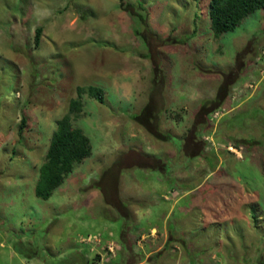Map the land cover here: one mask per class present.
I'll return each mask as SVG.
<instances>
[{"label": "rangeland", "instance_id": "rangeland-1", "mask_svg": "<svg viewBox=\"0 0 264 264\" xmlns=\"http://www.w3.org/2000/svg\"><path fill=\"white\" fill-rule=\"evenodd\" d=\"M210 1L0 0V250L11 255L0 264L37 258L86 264L79 240L101 243V234L75 236L80 246L72 250L61 235L65 219L54 221V198L37 197L35 186L56 121L77 86L105 80L107 104L85 95V115L74 122L95 142V153L82 175L74 168L68 178L85 176L81 190L93 192L112 176L126 207L156 204L160 219L168 209L188 239L165 248L166 231H150L137 250L126 252L127 264H264V9L216 39ZM37 27L43 28L38 47ZM131 71L141 75L124 80L141 91L137 102L125 89L118 99L113 87L115 75ZM227 76L235 80L227 98L198 121L201 103L216 97ZM151 93L162 106L156 123L181 139L172 137L175 144L132 120ZM132 146L138 152L131 153ZM91 199L89 193L81 199L88 213L116 215L103 196ZM151 241L156 251L162 246L161 259L156 251L147 257ZM116 246H107L112 257Z\"/></svg>", "mask_w": 264, "mask_h": 264}, {"label": "crops", "instance_id": "crops-1", "mask_svg": "<svg viewBox=\"0 0 264 264\" xmlns=\"http://www.w3.org/2000/svg\"><path fill=\"white\" fill-rule=\"evenodd\" d=\"M124 76L126 77L125 79L123 78ZM124 76L122 77V76L115 75L114 78L112 79V81L114 83L113 87H115V89L117 90V91L116 90L115 91L118 92V94H119L117 96V98L121 99L123 101V98L120 97L119 91H120V89H125V91L127 93V97L134 98V101L137 102L138 96H140L139 93L141 91L136 92L138 87L136 88V90H133V86L124 80H127L129 76H132V78H134L136 80V76H137V78H139L141 75L140 74L135 75L134 71H131V74L129 72ZM105 82H106V80L101 81L100 82L101 84H99V85H100V87L105 89L106 94H107L108 92L106 90V86H105L106 83ZM129 87H131L130 90H129ZM162 91L164 92L163 89H162ZM129 93H130V95H128ZM134 93H137V94H134ZM154 98H155V95L152 93H151V95H148L147 98H144L143 102H142V106H140L141 110L139 112H135L133 114L140 113L147 105H150V106H152V109H153L152 111H153V114L156 116V121H157L162 116V115L161 116L157 115V109L162 108V106L161 105L157 106ZM203 104L204 103H201L200 108L197 112V115H198ZM132 120H134V119L132 118ZM134 121L137 122L136 120H134ZM138 124H140V123H138ZM140 125L143 126L142 124H140ZM144 128L146 129V127H144ZM84 132H85V130H84ZM147 132H149V131L147 130ZM149 134H151V133L149 132ZM87 135L89 136V134H87ZM107 136H108V133H107V131H105L103 139H106V140L109 139V138H107ZM170 136L171 137L168 140H172V137L179 138V137L173 136L171 134H170ZM89 138H90V136H89ZM90 140H91L92 146H93V153H95V142H93L91 138H90ZM113 140H114V138H113ZM174 144H175V142H174ZM102 148H103V150L105 148L103 143H101V146H100V149H102ZM133 148H134V146H132L130 148L131 153L138 152L137 149H133ZM93 153H92V155H93ZM89 158L90 157L86 158L82 163H79L75 166V168H76L75 171H77V173L80 172L81 175L84 173V170H85L84 164H85V162H87L86 160ZM135 164H136V159L134 160V165ZM78 165H80V166H78ZM137 166L140 168L142 167L139 165H137ZM75 171H74V173H75ZM114 176L116 177V175H114ZM84 177L81 178V176H78L76 178V180L78 182L74 181L75 179H72V177L71 178L67 177L68 179L67 178L65 179L63 184L55 190L54 194L51 197L54 198L53 200L55 203L53 210H55L57 208L59 209V213L55 214L54 221H57L59 219H65L64 222H66V223L63 226L64 230L62 229L61 235H62V238L67 239L68 243L71 242L72 247H73L72 250H74L80 246V245H78V246L75 245V243H74L75 236H77V238L80 239V237L82 235L84 236L86 234H94V235L95 234H101V243H99V244H97L96 242L95 243H87V242H83V241L79 240V242L82 244V247H79L78 251H84V259L86 260V264H90V258L95 256V255H97L96 257L98 258V262L96 264H127L126 252L131 253L134 248L135 249H136V247L139 248L138 242H140V236L143 237V235L144 236L148 235V234H150V231H151V233L154 232L151 234L152 236L155 235L156 233H158L159 231H164V232L166 231L167 238H166V243L164 246L165 248L173 247L172 246L173 243H174V246H177L178 243L181 244V243L187 242L188 239H186L185 236L179 234L178 230H177L178 227H177L176 222L179 221L180 218L179 217L178 218L177 217L171 218L172 213L168 212V209L166 210V212H165V209H163L164 214H162L163 217H161V219L159 217V213H160L159 208H158L159 206L157 207L156 204H152V203H145V202L137 203V205H139L141 210L135 211V210L131 209V204H132V202H131L130 206L127 207V209H125L126 211H124V212L120 211L114 205V203H119L120 200L123 201L121 199V197H119L117 195V192L119 193V191H118L119 187L117 186L118 180H116L114 178V181H113V180H111L112 176H110L109 180L106 181L105 179H103V182L101 181L102 183L97 184V186L99 187V188H97V190H95L93 192H87V191L81 190V189H84V187L87 186L86 183H88V179H86V177L85 178ZM80 178H81V181H80ZM84 179H86V180H84ZM151 180L153 183L157 182V180H154V179H151ZM80 186H84V187H80ZM86 193L91 194V196H92L91 201L92 202H95V201L97 202V200H99L100 197L102 199V196H103L105 202H107L112 207H114L115 211L118 209L117 212L115 213L116 215L109 214L104 219H100V218H97L93 212H92L93 214L88 213L86 211V209L83 208V206H85V205L90 206V205L87 203H83L81 201V199H83V195ZM106 197L109 199L108 201L106 200ZM107 203H106V205H107ZM99 206H103V204H101ZM155 210H156V212H155ZM17 218H18L19 222H22L25 217L22 214V215H18ZM126 219L128 221H126ZM51 220L52 219L49 218V221L45 222V225H46V223H50ZM75 227L77 229H74ZM124 230H126L125 232L127 233L126 238L131 241L130 245L127 243L126 238L122 237V232H124ZM162 235H164V234L162 233ZM72 239H73V241H72ZM110 243H112V244L114 243L117 245L116 246V248H117L116 249L117 250L116 256H114V257H112L111 252L109 251V249H107V246ZM154 246H155L154 241H151V243H149L147 245L148 251H149V254H147V257L150 256V254L155 253L156 250H154V248H155ZM0 247L2 248V242H0ZM161 248H162V246H160V249L156 251L159 254L160 259L163 257V254H161L162 253ZM105 253H107L108 255ZM141 254L143 255L142 251H141ZM1 259L5 262L6 261L10 262L11 261V255L8 254L6 251L0 250V260ZM22 260H24V262H26L25 259H22ZM141 261H143V259ZM35 262H37L35 264H40V263L44 264L43 260H40L38 258H37V261H35ZM26 263L28 264L29 262H26Z\"/></svg>", "mask_w": 264, "mask_h": 264}, {"label": "trees", "instance_id": "trees-1", "mask_svg": "<svg viewBox=\"0 0 264 264\" xmlns=\"http://www.w3.org/2000/svg\"><path fill=\"white\" fill-rule=\"evenodd\" d=\"M259 9H264V0H211L210 19L214 38L219 39L224 34L235 30L247 17ZM42 33L43 28L37 27L34 38L36 47L40 45ZM226 78L219 87L216 97L212 100H206L202 105L198 113V121L207 117L212 109L214 110L217 106L222 105L227 98L235 80L230 82L229 80H232V78L229 79L228 76ZM85 95L96 99L102 104L107 103L104 88L96 85L77 86V96L70 100L68 111L56 121V128L52 133L45 159L40 166L35 194L41 199H49L55 190L63 184L75 166L82 163L93 153L89 136L81 127L74 124L76 120L85 115ZM152 110V106L147 105L140 113L133 114L132 118L146 127L156 138L168 140L171 137L170 134L160 130ZM26 121V117L21 120L19 126L21 136L25 132ZM143 163L136 160V164L139 166L144 167ZM153 166L161 167L159 165ZM114 205L123 212L127 209L125 202L121 200L119 203H114Z\"/></svg>", "mask_w": 264, "mask_h": 264}, {"label": "built area", "instance_id": "built-area-1", "mask_svg": "<svg viewBox=\"0 0 264 264\" xmlns=\"http://www.w3.org/2000/svg\"><path fill=\"white\" fill-rule=\"evenodd\" d=\"M219 115V112L218 111H216V112H214L213 114H211V118L213 119V118H215V117H217ZM113 251V250H112Z\"/></svg>", "mask_w": 264, "mask_h": 264}]
</instances>
